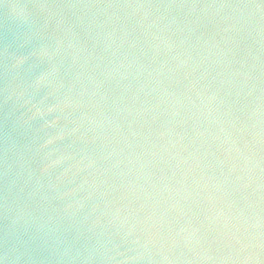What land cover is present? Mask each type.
<instances>
[{
	"label": "water",
	"instance_id": "water-1",
	"mask_svg": "<svg viewBox=\"0 0 264 264\" xmlns=\"http://www.w3.org/2000/svg\"><path fill=\"white\" fill-rule=\"evenodd\" d=\"M0 264H264V0H0Z\"/></svg>",
	"mask_w": 264,
	"mask_h": 264
}]
</instances>
